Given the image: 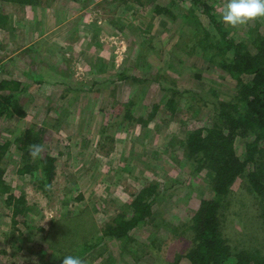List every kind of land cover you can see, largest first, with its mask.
<instances>
[{"label": "rangeland", "instance_id": "374dc122", "mask_svg": "<svg viewBox=\"0 0 264 264\" xmlns=\"http://www.w3.org/2000/svg\"><path fill=\"white\" fill-rule=\"evenodd\" d=\"M201 1L211 6L234 43L254 51L252 41L264 35V18L232 28L220 19L227 0ZM39 2L54 9L55 28L53 38L36 40L32 53L42 75L37 81H42L17 93L23 116L0 119V143L9 142L0 159L3 178L9 193L25 202L13 225L7 195L0 194V264H62L57 256L76 243L70 249V238L59 236L61 221L82 211L102 229L127 213L124 207L133 196L153 182L160 184L159 196L145 224L129 232L131 255L121 254V242L105 239L82 259L85 264H190L186 254L193 242L183 228L212 194L205 170L190 173L179 141L188 130L211 126L215 107L236 93V81L216 64L219 58L209 60L213 49L194 50L195 40L206 32L203 46L217 40L216 27L192 0ZM19 4L0 1V13L17 11ZM182 15L196 17L201 26ZM45 55L49 60L43 61ZM46 66L50 75L42 71ZM168 98L175 100L174 111L165 106ZM24 129L39 131L44 146L40 158L27 162L55 160L49 187L38 181L40 169L18 173L24 160L14 138ZM234 144L242 158L243 139L235 138ZM218 224L233 250L264 255V225L245 178L222 198ZM52 243L61 244L60 253Z\"/></svg>", "mask_w": 264, "mask_h": 264}, {"label": "trees", "instance_id": "16d2710c", "mask_svg": "<svg viewBox=\"0 0 264 264\" xmlns=\"http://www.w3.org/2000/svg\"><path fill=\"white\" fill-rule=\"evenodd\" d=\"M0 1L36 4L39 0ZM192 3L208 17L219 34L215 42L212 40L208 45L203 46L205 37L208 36L206 32L204 38L195 40L198 46L194 50L202 54L207 50V46L213 49V52L209 53V60L213 62L214 57L219 58L216 64L236 81V93L232 99L219 102L215 107L214 122L211 126L188 130L179 141L190 173L193 175L205 170L212 194L210 199L199 202L196 212L186 228H183L185 232H189L193 242L186 257L190 264H264V255L258 251L233 250L219 232L218 224V210L222 198L230 191L237 179L245 178L247 189L258 202V216L264 225V35L256 36L252 41L254 51L249 52L241 43H234L220 29L211 13L210 5L201 0H192ZM182 16L187 22L196 24L198 28L201 26L200 20L196 17ZM228 52L230 55L226 56ZM244 76H250L249 82L243 80ZM120 77L125 78V75L121 74ZM17 85L14 81H0V90L9 91L0 94V119L3 116H10L11 113L23 116L17 102ZM129 104L131 105V102ZM165 106L174 111L175 100L168 98ZM154 109L156 110V107ZM127 117L132 121L131 115ZM152 118L153 115H150L144 122L142 119L140 121L147 123ZM235 138H242L244 141L245 152L242 158L236 155ZM39 139V131L29 129H24L14 138L21 159L24 160L18 173L40 169L38 181L49 187L54 177V158L48 156L38 163L27 162L30 159L28 146L39 144ZM8 144V141L0 143V159ZM3 172L0 167V194L7 195L6 203L12 208L14 225L15 218L23 212L25 202L23 197L15 198L9 193L10 186L4 180ZM159 189L160 184L157 182L143 186L124 207L128 212H121L102 229L98 228L87 212L82 211L68 219V222L61 221L57 227L59 236L70 238L72 242L70 249L76 244L71 252H61L57 260H61L62 263V258L67 255H79L83 258L88 251L101 248L100 244L105 239L121 242V254L130 256L132 238L129 232L144 225L145 220L150 217L151 205L159 196ZM55 225L56 223L52 228ZM53 230L50 231L49 237ZM59 245L52 243L51 247L60 253Z\"/></svg>", "mask_w": 264, "mask_h": 264}, {"label": "crops", "instance_id": "0c3cea01", "mask_svg": "<svg viewBox=\"0 0 264 264\" xmlns=\"http://www.w3.org/2000/svg\"><path fill=\"white\" fill-rule=\"evenodd\" d=\"M16 7L17 11L12 13L5 10L0 13V81L16 82L18 84L16 92L19 95V92L24 91V87H29L42 76L37 56L36 54L32 56V53L36 51V40L40 41L49 36L53 38L55 28L51 20L54 9L49 7V4L43 6L38 1L36 4H19ZM18 31L19 35L15 33ZM24 39H28L29 42L20 44ZM48 45L45 42V47ZM45 60H49L47 55L44 56L43 61ZM42 71L44 75L51 74L49 66H46V69L42 67ZM2 93L6 94L9 91L0 90V94ZM21 110L23 111V108L20 105V112Z\"/></svg>", "mask_w": 264, "mask_h": 264}, {"label": "clouds", "instance_id": "9594fccd", "mask_svg": "<svg viewBox=\"0 0 264 264\" xmlns=\"http://www.w3.org/2000/svg\"><path fill=\"white\" fill-rule=\"evenodd\" d=\"M259 18H264V0H227L221 12V22L240 28ZM44 151L42 144H30L28 154L32 159H38ZM62 264H85L79 255H67L62 258Z\"/></svg>", "mask_w": 264, "mask_h": 264}]
</instances>
